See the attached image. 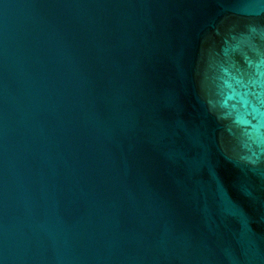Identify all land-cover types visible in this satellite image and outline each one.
I'll return each mask as SVG.
<instances>
[{
    "label": "water",
    "instance_id": "obj_1",
    "mask_svg": "<svg viewBox=\"0 0 264 264\" xmlns=\"http://www.w3.org/2000/svg\"><path fill=\"white\" fill-rule=\"evenodd\" d=\"M0 264H264V0H0Z\"/></svg>",
    "mask_w": 264,
    "mask_h": 264
}]
</instances>
